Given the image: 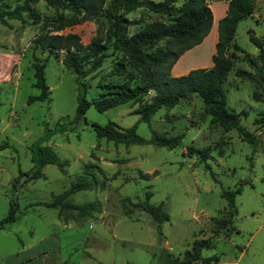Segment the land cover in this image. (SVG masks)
<instances>
[{
  "label": "rangeland",
  "instance_id": "374dc122",
  "mask_svg": "<svg viewBox=\"0 0 264 264\" xmlns=\"http://www.w3.org/2000/svg\"><path fill=\"white\" fill-rule=\"evenodd\" d=\"M23 2L0 0V12ZM60 16L68 18L69 13L39 1L20 19L0 23V221L7 215L10 201L17 204L15 222L0 230V264H159L162 251L176 260L195 240L221 238L225 233L221 220L228 221L231 212L221 194L237 188L240 193L233 199L237 215L232 225L238 233L231 237L244 246L264 221V86L258 89L262 101L256 102L252 99L254 85L235 72L241 69L253 75L243 56H257L249 34L264 46V0H256L252 15L238 22L226 52L233 67L222 84L227 110L239 115L240 126L256 137L255 147L242 142L237 131L225 132L213 122L197 95L181 99L174 108L158 110L149 124L137 125V135L146 140L153 134L181 136L173 149L97 139L91 124L113 122L129 129L138 121L137 109L153 94L102 113L90 106L84 120L78 119L76 76L64 65V52L41 51L33 41L41 33H72L87 45L98 33L103 35L107 24L100 16L56 32ZM127 18L135 21L127 29L130 35L163 20L141 9ZM104 54L101 66L80 81L89 103L106 94L108 86L126 80L115 70L125 57L109 48ZM35 62L45 66L49 94L44 102L29 103L30 97L38 95L33 87ZM204 62L211 64L193 53L178 70ZM88 68V64L83 66V70ZM38 147L52 150L65 163L62 170L46 165L40 178L24 182L23 177L15 182L19 172L35 168ZM189 148L210 149L209 170ZM80 178L97 185L73 194L70 201L76 205L97 203V212L83 216L72 211L65 221L57 209L31 206L51 201ZM146 192L151 193V205L162 204L167 222L157 225L138 208ZM262 235L255 236L246 257L253 258V248L258 249L255 257L264 255ZM225 248L223 241L216 240L215 248L202 251L201 257L218 255Z\"/></svg>",
  "mask_w": 264,
  "mask_h": 264
},
{
  "label": "trees",
  "instance_id": "16d2710c",
  "mask_svg": "<svg viewBox=\"0 0 264 264\" xmlns=\"http://www.w3.org/2000/svg\"><path fill=\"white\" fill-rule=\"evenodd\" d=\"M44 1L56 11L68 12V18L59 17L56 32L66 26H71L79 21H92L103 17L107 27L101 36L100 33L87 45H83L76 34L41 33L35 37L34 46L41 51L64 52V65L76 76L78 89L76 117L84 120V115L90 106L102 113L106 110L136 102L152 93L148 102L143 103L136 113L138 121L129 129H121L113 122L104 126L91 124L90 127L97 139L112 141L114 144L144 146L153 145L157 148L173 149L181 141V136L165 137L153 134L150 140H146L136 133L138 123L149 124L151 118L160 109L174 108L181 99L197 95L213 122L219 125L225 132L235 130L242 142L256 146V137L240 126L239 115L230 113L226 108V98L222 84L226 81L228 72L233 67V59L226 55L228 47L234 40V34L238 22L251 16L256 0H230L226 15L218 22V40L215 44L212 68L195 69L180 77H172V66L187 51L199 45L208 35L212 25V13L207 5V0H24L22 5L16 6L11 11L0 12V23L5 19H20L22 13L30 12L31 5ZM145 10L149 14L157 15L163 20L154 21L133 34L127 32L128 27L135 24L127 15L135 10ZM250 42L257 48V56L252 59L244 55V61L253 71V75L245 70H237L235 75L245 79L254 85L255 92L252 99L261 102L262 97L258 89L264 86V46L260 39L249 34ZM111 49L115 55L125 57L124 62H117L115 70L126 77L120 84L108 86V92L99 100L92 103L86 101L85 88L80 83L86 75L98 69L106 58L104 52ZM236 50L241 52L239 48ZM242 53V52H241ZM89 65L83 70L84 65ZM44 65L35 62L33 64V87L38 90V95L30 97L28 102H44L49 94L44 78ZM264 119V118H263ZM264 134V132H263ZM191 154L196 155L209 170L206 160L209 157V148H189ZM35 168L29 173L19 172L18 182L23 177L24 182H29L41 177V169L46 165H54L62 170L65 163L58 161L54 152L46 147L37 148ZM142 178L147 175L140 174ZM97 185L96 181H85L82 178L71 184L61 194L52 197L49 202H36L31 206H43L48 209H57L59 215L64 216L74 211L80 215L88 216L97 212V203L76 205L70 201V197L84 190H91ZM240 193V188L234 191H224L221 197L226 201L230 209L228 221L221 220V228L225 233L221 236L228 239L238 233L232 222L237 215L234 205V197ZM145 200L137 204L142 212L149 215L157 224L167 222L169 216L162 209V204L151 205L150 192H146ZM17 204L11 200L6 217L0 221V230L13 224L16 220ZM227 223V224H226ZM217 238L201 239L192 242L189 250L184 251L176 260L178 264H192L195 261L201 264L217 262V257L202 258L204 250H212Z\"/></svg>",
  "mask_w": 264,
  "mask_h": 264
},
{
  "label": "crops",
  "instance_id": "0c3cea01",
  "mask_svg": "<svg viewBox=\"0 0 264 264\" xmlns=\"http://www.w3.org/2000/svg\"><path fill=\"white\" fill-rule=\"evenodd\" d=\"M229 1L230 0H207V5L212 13V25H211L210 31L199 45L185 52L177 60V62L172 66L171 71H170V74H173L171 75L172 77H180V76L186 75L191 70H195V69L212 68L213 64H212L211 58L213 54L215 53V44L217 43V40H218V33H217L218 22L222 18L225 17ZM193 53H198L202 59L204 58V60L206 59V60L211 61V64L206 65L205 62L200 63V64L195 63L191 66H188L185 69V71L183 72L179 71L178 67L182 63V61ZM259 233L263 234L262 235V244H263L262 249L264 251V221L258 225L257 229L255 230L254 235L251 236L249 241L244 246H240V245L238 246L236 243L233 242L232 237H229L228 239H223V238L216 239L217 242L223 241L226 248L218 255L215 254V255L210 256V257H213V256L217 257V262L210 263V264H264V255H261L260 257H255V254L258 253L257 252L258 249L256 248H253L251 250L253 253V258L251 256L250 258L249 256L246 257V255L250 251V247H251L250 244L254 240L255 236L259 235ZM210 257H206V258H210ZM158 260H159V264H178L177 260H170L168 258V255L164 251H162ZM192 264H201V263L198 261H195Z\"/></svg>",
  "mask_w": 264,
  "mask_h": 264
}]
</instances>
